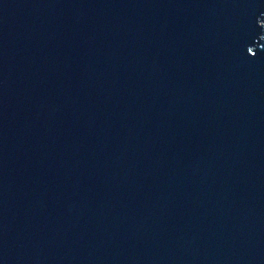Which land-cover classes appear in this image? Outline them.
Returning <instances> with one entry per match:
<instances>
[{
  "label": "water",
  "instance_id": "1",
  "mask_svg": "<svg viewBox=\"0 0 264 264\" xmlns=\"http://www.w3.org/2000/svg\"><path fill=\"white\" fill-rule=\"evenodd\" d=\"M0 264H264V0H0Z\"/></svg>",
  "mask_w": 264,
  "mask_h": 264
}]
</instances>
